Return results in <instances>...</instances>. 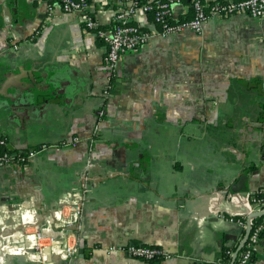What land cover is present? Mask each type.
Instances as JSON below:
<instances>
[{"label": "crops", "instance_id": "1", "mask_svg": "<svg viewBox=\"0 0 264 264\" xmlns=\"http://www.w3.org/2000/svg\"><path fill=\"white\" fill-rule=\"evenodd\" d=\"M90 1L106 30L126 5ZM49 5L0 0V143L37 150L0 168V233L20 227L31 193L41 220L86 189L79 252L56 264L220 261L246 232L230 217L247 220L264 186V16L216 15L201 32L156 34L111 73L106 41ZM191 7L174 5V17ZM133 20L154 27L143 10ZM23 243L16 233L2 240L0 264H38ZM130 243L168 256L132 257ZM255 252L252 264H264V237Z\"/></svg>", "mask_w": 264, "mask_h": 264}, {"label": "built area", "instance_id": "2", "mask_svg": "<svg viewBox=\"0 0 264 264\" xmlns=\"http://www.w3.org/2000/svg\"><path fill=\"white\" fill-rule=\"evenodd\" d=\"M48 1L50 9L58 4L65 13L79 15L87 29L95 30L106 41L104 61L111 73H116L118 64L126 53L136 51L156 34L180 32L185 29L201 32L204 23L216 15L248 13L253 17L264 16V0H228L211 3L204 0H188L193 9V15L189 19L174 17L173 6L184 0H144L143 3L139 0H122L126 5L117 9L113 17L114 27L106 30L100 27L90 0ZM139 9L146 13L154 11V27H145L133 20ZM36 152L37 150H30L26 156L18 160L28 162ZM11 163H17L13 156L0 155V168ZM85 201L86 189L68 191L59 199L57 208L46 214L42 221L38 217L35 205H31L28 212L23 208L19 210L20 229L15 233L23 240L24 247L32 252L38 264H56L61 260L72 259L78 254L80 238L75 235L82 226ZM251 206L253 212L264 211V200L257 199L252 194ZM256 219L251 222L250 235L239 251L235 264H250L253 261L256 246L261 243L264 230V218L257 222ZM230 220L239 221L243 227H246L248 222V219L236 217H230ZM238 246L239 243L236 248ZM126 250L132 257L146 261L168 256L165 250L143 243H130ZM235 251L236 249L230 251L231 257Z\"/></svg>", "mask_w": 264, "mask_h": 264}, {"label": "trees", "instance_id": "3", "mask_svg": "<svg viewBox=\"0 0 264 264\" xmlns=\"http://www.w3.org/2000/svg\"><path fill=\"white\" fill-rule=\"evenodd\" d=\"M143 1L144 0H139L140 3H143ZM90 3H91V1H90ZM148 14L150 15V17H152V19L154 18V11L153 10L149 11ZM192 15H193V9L191 7V12L189 14H186L184 17H181V18L182 19H189V18L192 17ZM173 21L174 20L172 19L171 22H173ZM114 25H115V22H114V24H112V27H114ZM100 27L103 28L102 26H100ZM6 144L7 143L5 141H3V142L1 141V143H0V155L9 154L10 156H13L15 158V160L20 162L21 164L27 163V161L21 162L18 159H21V157L26 156L30 149L29 150L13 149V148L7 147ZM253 195L257 199H263L264 200V186H262L260 189L255 191L253 193ZM263 218H264V216L258 217V219H256V222L260 221V220H263ZM261 236H262V238L264 237V230H263ZM235 249H236L235 246L234 247H226V246H224L223 249H222L223 250L222 258H221L220 261H217V262H205L203 264H230V262H231L230 251L231 250H235ZM254 257H255V254L253 256V259H254ZM155 260H158V259H154V260H150V261L153 262ZM250 264H252V263H250Z\"/></svg>", "mask_w": 264, "mask_h": 264}, {"label": "water", "instance_id": "4", "mask_svg": "<svg viewBox=\"0 0 264 264\" xmlns=\"http://www.w3.org/2000/svg\"><path fill=\"white\" fill-rule=\"evenodd\" d=\"M263 153H264V149H263ZM247 177H248V176L243 175V176L241 177L240 182H239L238 184H241L242 180H243V179H246ZM20 181H22V180H20ZM22 183H23V182H22ZM23 184H24V183H23ZM30 195H31L32 197L35 196V197H34L35 205H36L37 207H41V203L37 201V199H36V195L33 194V193H31ZM37 198L39 199V195H37ZM261 216H264V211H256V212H253L252 214L249 215V217H248V222H247V226H246L245 236L243 237L242 241L240 242L239 246L237 247V249H236V251H235V253H234V255H233V258H232V261H231L230 264H235V260H236V258H237V255H238L239 251L243 248L244 244L246 243V241H247V239H248V237H249V235H250V232H251V222H252V220H254V219L258 218V217H261ZM41 221H42V219H41ZM19 229H20V227H18V228H13L10 232L6 231V232L3 233V234L0 233V254L2 253V248H1V242H2V240H3L4 244H5V238H8L11 234L15 233V232L18 231Z\"/></svg>", "mask_w": 264, "mask_h": 264}]
</instances>
